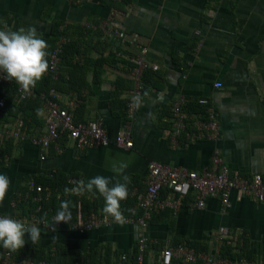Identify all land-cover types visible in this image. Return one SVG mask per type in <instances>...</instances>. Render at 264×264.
<instances>
[{
    "label": "crops",
    "instance_id": "obj_1",
    "mask_svg": "<svg viewBox=\"0 0 264 264\" xmlns=\"http://www.w3.org/2000/svg\"><path fill=\"white\" fill-rule=\"evenodd\" d=\"M240 2L231 0L230 9L224 4L218 10L220 0H0V29L34 26L45 40L57 41L67 36L86 46L84 55L81 54L85 61L82 67H69L71 80L63 84L62 90L56 89L58 101L74 113L76 120H103L111 137L106 147L85 149L62 140V150L57 151L51 145L44 151L45 159L30 139L0 142V174H6L11 181L0 213L16 211L17 195L31 182L42 185L52 174L58 181L57 197L66 183L73 186L72 180L87 182L97 174L115 177L110 170L114 160L128 163L125 174L131 182L123 200L125 210L121 209L125 216L134 218L141 209L133 191L145 190L150 161L202 170L210 164L215 147H219L233 170L248 177L256 173L264 176V31L247 32L248 17L240 15L241 20L236 19ZM111 9L117 11L112 21L107 19ZM226 10L229 11L226 22L237 25L242 30L240 36L225 29L226 22L221 16ZM261 21L264 24V14ZM88 23L104 25L90 27L96 32L91 35L83 31V24ZM110 27L125 30L129 37L135 38L137 46H148V60L160 66L158 70H145L141 103L133 115L128 113L133 86L129 57L138 47L124 45L116 38L113 43L106 40L101 47L96 39H106ZM93 36L96 39L92 43L89 39ZM241 39L246 41L245 51L234 46ZM194 45L198 50L192 56L190 47ZM123 46L129 48L122 51ZM230 53L234 54V61L230 56L219 62L220 57ZM237 55H243L245 61ZM106 56L110 58L105 59ZM64 72L70 76L68 69ZM218 82L221 86H216ZM179 97L188 103H196L202 97L212 101L220 121L218 140H172L170 114ZM37 109H42L43 114L38 116L35 112L29 118V136L45 129L47 108L43 103ZM14 119L2 115L0 127L11 125ZM126 126L131 129L134 141L129 149L115 144L118 129ZM84 194L94 199V195ZM98 199L104 203L100 196ZM194 199L191 193L179 208L167 207L156 212L143 225L112 222L88 231H44L36 244H31L27 233L25 239L34 247L55 248L60 243L73 253L97 251L103 259L110 250L113 260L117 250L132 252L138 235L143 233L150 246L149 259L153 261L159 258L167 241L193 242L203 250L211 249L217 231L223 226L242 233L237 236V245L244 248L243 255L264 260V201L236 190L231 192L228 205L222 204L219 197H210L204 208L197 209ZM132 201L137 204L135 209L130 206Z\"/></svg>",
    "mask_w": 264,
    "mask_h": 264
},
{
    "label": "built area",
    "instance_id": "obj_2",
    "mask_svg": "<svg viewBox=\"0 0 264 264\" xmlns=\"http://www.w3.org/2000/svg\"><path fill=\"white\" fill-rule=\"evenodd\" d=\"M116 10L111 9L107 19L110 21L116 15ZM104 24H86L87 27L96 28ZM110 34L115 35L124 45H135V38L128 36L123 29H113L110 27ZM66 41L65 37H61L56 41V45L50 53L48 72L55 73L61 60L62 45ZM137 52L129 57L131 65V76L133 86L131 88V98L128 102V113L133 115L137 112V106L132 98L134 96L141 97L143 93V74L147 68L153 70L159 69V64L151 62L147 58L148 46H137ZM4 78V74L0 73V83L5 85L14 84ZM16 83V82H15ZM221 86V83H216ZM31 90L30 93H32ZM24 92L17 84L16 96L18 99L25 98L28 94ZM44 105L47 108L45 117V129L42 133L29 136L25 128V122L21 117H16L10 124H4L0 127V142L6 139H30V141L39 149L40 157L46 158L45 150L51 145L57 151H61L62 140L71 141L78 149L106 147L111 143V137L107 128L100 119H91L87 121L76 120L74 113L62 107L58 101L57 91L51 89L48 95L41 94ZM204 108L201 111H188L186 105L187 99L179 97L173 102L171 108L172 123V140L179 142V139L185 141L191 140H213L216 141L220 137L221 128L218 112L209 98L202 97L195 100ZM4 106V99H0V107ZM1 117V115H0ZM115 144L125 148H131L134 145L131 129L126 126L118 129L115 135ZM146 188L143 191H133L136 196L141 213L138 217L125 216L124 223L136 222L139 225L145 224L154 213L160 212L167 207L179 208L180 204L191 193L194 195V205L197 209L206 206V201L210 197H219L222 204L230 203V194L236 190L239 194H250L258 201H264V176L260 173L252 176H244L239 171L233 170L227 163L224 155L219 147H215L211 156V162L202 170H194L184 166H174L162 162L150 161L147 167ZM75 181V180H72ZM74 186V185H73ZM72 186V187H73ZM52 194L49 187L44 188L41 184L31 182L25 191L17 195L14 202L15 210L13 213H0V215L10 214L16 219L35 223L42 218L39 215L41 205H38L33 212L24 213L21 210V203L30 199L34 202H41L44 198H48ZM70 193L65 194L69 196ZM62 194L58 193V197ZM77 202L75 209L72 210V219L70 222H59L57 226H66L73 231H88L96 229L102 225H108L114 222L111 217L106 214L91 210L86 213L82 207V195H76ZM92 200L91 197H89ZM55 214L52 215V217ZM52 217L49 222H51ZM43 230H50L40 225ZM241 232H231L226 227H220L214 237L213 248L207 250L198 249L187 242L174 244L170 241L164 243L160 251L159 258L151 261L149 259L150 246L147 237L140 233L137 240V248L134 253H122L117 262L106 263L100 262L96 264H173V260L177 259L180 264H264L263 259H255L247 257L241 252L240 246L237 244V236ZM224 245L232 248L234 256L222 254ZM237 245V246H236ZM0 264H49L45 260H36L31 256L23 255L16 258L12 252L0 247ZM59 264V263H53ZM64 264H91L84 261H75Z\"/></svg>",
    "mask_w": 264,
    "mask_h": 264
},
{
    "label": "clouds",
    "instance_id": "obj_3",
    "mask_svg": "<svg viewBox=\"0 0 264 264\" xmlns=\"http://www.w3.org/2000/svg\"><path fill=\"white\" fill-rule=\"evenodd\" d=\"M48 44L38 34L34 26L20 27L18 30L0 29V73L4 78L15 81L20 88L30 93L49 70L47 59ZM138 106L141 103L139 96L132 98ZM37 115H42V109H36ZM128 163L113 161L110 170L115 177L95 175L85 180L71 181L73 187H65L64 192L73 195H83L85 192L92 195L99 194L103 198V213L116 223L122 224L125 220L121 209V201L128 196V184L131 178L125 174ZM11 181L6 174H0V204L6 198ZM71 201H61L59 208L51 222L47 214L35 223H28L14 218L10 214L0 215V245L9 252H16L26 244L25 234L31 244H36L41 238V227L55 231L59 222H70L72 219Z\"/></svg>",
    "mask_w": 264,
    "mask_h": 264
},
{
    "label": "trees",
    "instance_id": "obj_4",
    "mask_svg": "<svg viewBox=\"0 0 264 264\" xmlns=\"http://www.w3.org/2000/svg\"><path fill=\"white\" fill-rule=\"evenodd\" d=\"M116 1V0H114ZM58 24H55V28L57 29ZM66 38V37H65ZM106 39H103L98 42L100 44L110 42L113 43L115 42V38L120 42V39H118L115 35L113 34H107L105 36ZM67 39V38H66ZM80 41L79 39L77 40H72V42L66 43V41L62 45V52L60 54L61 60L58 66V71L55 73L48 72L46 73L43 78L37 82V85L35 88H33L32 93L28 94L25 98L23 99H18L16 96L17 93V84L14 82V84L11 85H5L3 83H0V99H4V106L0 107V115L4 116H13V117H21L24 122H25V128L27 131H29V118L32 116L33 113L36 112L37 105L38 104H43V99L41 98V94H46L48 95L51 91V89L54 90H62L63 89V84L67 83L68 80H71L72 76V71L69 70V67L72 68H81V63L85 62L84 58L81 56L83 52L80 50L82 49V46L79 44ZM48 44L47 52H48V57L47 59L49 60L50 53L53 50L54 46L56 45V40L54 39H49L46 40ZM120 47V46H119ZM129 47H124L123 50H126ZM120 49V48H118ZM115 55L117 54L116 51L114 53ZM119 54V53H118ZM84 55V54H83ZM122 56V54H121ZM110 58V57H105V59ZM99 59V58H98ZM129 61V60H128ZM95 61L94 63H96ZM129 65H132L131 61H129ZM65 66V67H64ZM70 72V76L64 75L65 72L64 70H67ZM131 69V68H130ZM144 80H145V71L143 74V85H144ZM133 81V80H132ZM196 102V101H195ZM204 107L200 105L198 102L196 103H188L186 105V109L188 111H201ZM34 116V114H33ZM29 133V132H28ZM57 177L52 174L51 176L46 177V181L42 184L44 187H50L52 190V194L48 198H44L41 202H34L33 200H29L27 202H22L21 205V210L24 213H31L35 210V208L38 205H41V209L39 212V215L41 218L45 217V214H47V219L50 220L52 215L56 213L57 209L59 208V205L61 201L63 200H68L71 201V211L75 209L76 202H77V196L73 194H69V196L62 195L61 197H57V190H55L58 186V181L56 179ZM65 187L71 188V185L69 183L65 184ZM64 187V188H65ZM99 195L97 194L94 196L93 200L88 199L85 194L82 195L81 201H82V207L83 210L88 213L91 210H96L97 205L99 202ZM102 198V197H100ZM103 201V198L101 199V202ZM104 202V201H103ZM56 229H68L66 226H57ZM50 232L52 230H43L41 229L42 232ZM190 245L203 250L204 248H201L198 245H195L193 242H188ZM2 247V245H0ZM137 248V243L134 246V249L132 250V254L134 255L135 251ZM241 252L238 254H243L242 251L244 250L243 247L240 248ZM13 255L16 258H21L23 255L26 256H31L32 258L36 260H45L49 264L53 263H59V264H64V263H72L75 261H82L84 258V262L91 263V264H96L100 262H106V263H114L117 262L118 258L122 254L119 250L115 251V257L113 260L110 258V250L106 251V254L102 258H99L97 251L94 252H88L85 254H79V253H73V251L68 250L66 246L57 243L55 245V248H53L51 245L46 246V247H34L30 245L29 243H26L25 246L16 251L12 252ZM222 254L224 255H231L234 256V253L232 252V248L229 245H224L222 248ZM173 264H180L177 259L173 260Z\"/></svg>",
    "mask_w": 264,
    "mask_h": 264
},
{
    "label": "rangeland",
    "instance_id": "obj_5",
    "mask_svg": "<svg viewBox=\"0 0 264 264\" xmlns=\"http://www.w3.org/2000/svg\"><path fill=\"white\" fill-rule=\"evenodd\" d=\"M224 4L227 5L228 9H230L232 7L231 0L229 2H226V0H220V4H219L220 8L218 10L222 9L223 8L222 6ZM240 7L241 8L237 9V11H236L237 15H238V18H236V19H239V21H240L241 20L240 15H244V16L248 17V20H247V23H246L247 32L254 31V30L257 31L258 29H259V31H264V27L262 28V26H264V24H262V21H261V18H262L263 14H264V0H242V2H240ZM225 12H226V14H225ZM225 12L222 13L221 17L226 22L227 18L229 17V11L226 10ZM260 16H261V18H260ZM237 22H238V20H237ZM204 24L207 25L208 23L205 21ZM209 25L210 24H208V27H210ZM236 26L235 25L234 26L231 25L230 22H226L225 23V29L227 30V32L238 33V35L240 36V32H242V30L237 29ZM246 29H245V31H246ZM83 31H86L87 33H91V35H92V33L94 35H96V32H94L95 30L88 28L84 24H83ZM80 34L83 35L82 31H80ZM65 37L67 38L66 39V43L72 42L73 39H71V38L68 39L67 36H65ZM94 39H96V37L93 36V37H91V39H89V41L91 40V42L93 43V42H95ZM83 40H85V39H83ZM86 41H87V43H89L88 40H86ZM96 41H100V38L97 37ZM245 43H246V41L241 39L239 42L238 41L235 42L234 46H241V50L245 51ZM79 44L82 46V49L80 50L82 52L83 48L85 49L86 46L83 43H81V42H79ZM100 46L102 47V44H100ZM190 50H191V52H190L191 55L194 56L197 53L198 48H197L196 45H194V46L190 47ZM230 56H231V59H232L231 61H234V54L230 53V54H225L222 58L220 57L219 62H223L226 59V57L229 58ZM237 57L239 59H241V60H244L243 55L240 56V57L237 55ZM186 62H187V60H186ZM58 191L62 195H64V197H65V194H67V193L64 192V188H61ZM123 203L124 202L121 201V208H123L125 210V208L123 207L124 206ZM103 204L104 203H102V204L100 203V205H97L96 211H100V212L103 213V211H102ZM130 206L131 207L134 206V209H135L137 204H135V202L132 201ZM122 212H123V215H125L124 214L125 212L124 211H122ZM133 249H134V247H133Z\"/></svg>",
    "mask_w": 264,
    "mask_h": 264
}]
</instances>
